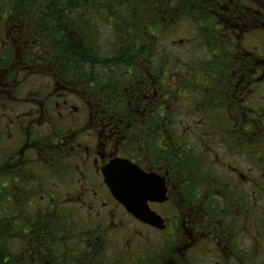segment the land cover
<instances>
[{"label":"flooded vegetation","instance_id":"obj_1","mask_svg":"<svg viewBox=\"0 0 264 264\" xmlns=\"http://www.w3.org/2000/svg\"><path fill=\"white\" fill-rule=\"evenodd\" d=\"M168 3L172 5L158 7L165 15L152 37L148 22H131L141 28L133 36L142 38L133 41V48L121 36L126 32L118 29L116 17L105 11H99L103 17L94 12L88 20L108 22L110 41L100 42L98 29L85 27L82 11L83 28L67 32L77 47L67 39L44 37L43 29L22 15L21 7L0 8V187L28 185L21 201L31 203L38 178L44 189L53 179L72 183L75 192L68 204L91 211L79 214L78 221L68 209L62 211L75 223V238L62 236V242L52 245L50 239L47 246L35 245L30 238L20 247L23 260L264 264V229L248 225L260 221L256 199L264 196V177L253 174L259 173L261 164L264 169V55L248 50L242 41L264 37V0ZM184 19L203 28L199 39L217 45L214 55L221 53V68L165 70L161 39L165 24L179 26ZM94 33L95 38L90 36ZM151 39L156 48H150ZM123 57L128 70L118 71L116 64H99L91 70L93 66L86 63ZM24 106L31 111L22 112ZM196 117V125L205 128L200 137L207 138V144L210 138L218 140L233 149L229 151L233 156L244 157L249 166L247 176L240 174L241 185L254 194L238 192L234 180L217 171V151L189 140L192 131L184 132L183 126ZM39 118L47 128L44 132L34 124ZM118 160L138 166L165 191L166 200L149 202L151 211L163 219V230L137 220L110 191L104 169ZM234 171L229 173L237 175ZM50 193L52 202L59 204ZM126 218L160 237L156 246H149L151 240L136 231L128 241L129 258L119 254L110 258L105 242L124 228ZM138 240L151 251L137 250Z\"/></svg>","mask_w":264,"mask_h":264},{"label":"trees","instance_id":"obj_2","mask_svg":"<svg viewBox=\"0 0 264 264\" xmlns=\"http://www.w3.org/2000/svg\"><path fill=\"white\" fill-rule=\"evenodd\" d=\"M173 1L174 0H0V8L2 9V7L9 6L21 7L23 12L22 15L30 22H36L39 28L43 29L44 37L53 40L67 39L70 40L71 44L73 43L77 47L79 44L71 38L73 35H68L67 33L71 31L78 33L83 28L81 19L78 21L77 14L82 11L86 13L85 27L88 28L89 31L94 32L95 28H97L100 32H108V27H110V25L107 24L108 22L102 24L97 22L96 24L93 20H88L94 17V12H98V14L103 17L104 15L99 11H105L108 16L116 17L118 29H122L126 32L121 36L124 37V40H128L126 41L127 46L133 48V41L142 42V38L133 36L135 35L134 32L141 31V28L138 26V29H136L131 22L136 24L139 22H148L150 37H152L156 32L155 29L157 30L158 28V23L161 22L163 15H165L164 12H159L158 7L172 5L168 2ZM144 8L146 11H144ZM164 10L167 9L165 8L163 11ZM147 16L148 20H146ZM92 24L94 25L93 29H91ZM167 25L169 26L168 22L165 24L164 35L161 39L165 38ZM127 32L131 34L133 37L132 39L129 38ZM64 33H66L65 36ZM90 36L95 38L96 35L94 33ZM100 37L101 35L97 38L99 39ZM118 37L120 36L118 35ZM111 38L112 37H110V39ZM149 43L150 48H153L154 45H151V43H154L152 39ZM154 47L156 48L157 46ZM165 52L166 49L164 48V54L161 53L165 56L164 66L167 72L183 68L188 70H203L200 65L188 62H180L175 68V65L169 64V61L172 63L173 56H169V54H165ZM126 53L128 54L129 50H127ZM158 56L157 53L155 61H152L154 69L158 68ZM215 57L217 59L214 60V66L217 67V69L221 68L223 63L222 58L218 55H215ZM88 62L93 66V68H90L91 70L94 68L97 69L99 64H116L113 67L116 66L118 71L128 70V62H126L124 57L123 60L117 58L112 61L104 59L101 61H89V59H87L86 63ZM1 143L2 139L0 137V144ZM2 155L3 153L0 150V165L3 160ZM32 187L33 188L30 189L34 202L31 203H24V201H21L27 196L24 192L27 191L28 185H12L6 190L0 187V264H40L39 261H31L30 259L28 261L23 260L20 247H22L24 243L26 244V241L29 242L30 238L34 244L38 246H47L50 239L52 240L51 245L53 241L57 243L62 242V236L66 237L67 240L75 238V223L72 222L70 217H65L66 213L64 214L59 208V210L56 208L59 215L53 211L55 202H52L51 193L49 194L47 190L43 188L45 187L43 181L38 178L35 181V185ZM36 199L39 200L37 203H35ZM14 243H17V245L12 246ZM77 260L79 259H75V261Z\"/></svg>","mask_w":264,"mask_h":264},{"label":"rangeland","instance_id":"obj_3","mask_svg":"<svg viewBox=\"0 0 264 264\" xmlns=\"http://www.w3.org/2000/svg\"><path fill=\"white\" fill-rule=\"evenodd\" d=\"M78 21L80 20V14H77ZM104 22V21H102ZM175 24H171L169 28H167V32L165 35V38L162 39V46L166 49L165 54H169V56H173L172 63L169 61V64L178 65L180 62L181 63H192V64H198L201 66L203 70L207 69H217V67L214 66L213 61L216 59L214 55V50L217 49V45L211 44L210 40L205 41L202 39H199L198 34L203 31V28H199L194 22H188V20L184 19V23L177 26ZM106 29V28H105ZM201 31H200V30ZM114 29H112L113 31ZM101 35V37L98 39L100 42H105V41H110L111 35L108 32H100L97 30V37ZM242 41L245 42L246 47L248 50H256L259 55H264V37L260 39L258 38H245L242 39ZM224 51H227L224 49ZM218 56L221 54L220 52L216 53ZM191 68V67H190ZM184 69V68H183ZM29 98V97H28ZM28 106H24V109H22V112L29 113L31 110H28ZM39 118L37 121L34 122V124L39 128L40 132H44L47 130L46 127H43L44 123L40 120ZM198 121V118L196 117L193 121L191 122H185L186 124L183 126L184 132L186 131H192L190 135L188 136L189 140L193 141L195 140L198 144V146L202 147V143H206V139H202L200 137L201 134H205V128L202 126L196 125ZM42 125V126H40ZM51 126V125H50ZM38 131V130H37ZM209 149H212L214 151V158L215 162L218 165L217 171L222 174L224 177H227V179H233V184L234 188L238 192H243L247 194H254V190H252L249 187H245L241 185L242 178L240 177L241 173H244L246 176L248 175V164L246 163V160L244 157L241 156H233L231 153H229L230 150H233L229 148L227 145L224 143H221L218 140L213 141L211 138L209 139V144H207ZM204 148V147H203ZM65 167V166H62ZM61 167V169H62ZM231 170H235L234 172L237 173V175L234 173V175H231L229 172ZM254 171V170H252ZM253 174H260L264 177V169L262 168V164L259 167V173L258 172H253ZM252 175V174H251ZM72 182V181H70ZM47 192H53L54 195L57 198V202L59 204H54L53 206V211H56V208L60 209L61 211H65L68 209L70 211L69 213L73 214V217L75 218L76 221H78V216L79 214L83 213L85 215H90V209L89 207L83 208L82 209L78 208V206H70L69 204L71 201H69V197L74 194L75 192V187L72 185V183L68 182H58L55 179L51 180V183L49 184L48 188L46 189ZM255 200V199H253ZM39 200L36 201V203ZM256 208L257 212L261 214V219L258 221L256 224L255 223H249L248 225H252L253 230H262L264 229V196L262 197L258 196L256 199ZM50 203V202H49ZM69 203V204H68ZM58 209V210H59ZM125 226L124 228L115 234H113L111 237H108V240L105 242V246H108V257L114 258L119 254V256H123L122 258L128 259L130 254L128 251V241L133 240V235L136 233V231H140L144 236H147L149 240H151L149 246H156L157 241L160 237V234L158 232H154L151 229L143 226L142 224H137L135 222H132L129 220V218H126L125 220ZM235 224L238 225H243L242 222H234ZM247 224V223H246ZM245 228L242 229V231ZM141 235V237H143ZM162 236V235H161ZM138 248L137 250L140 251H151V249H146L147 245L146 243L142 242L141 240H138ZM17 245V243H14L12 246ZM245 246L249 247L250 243L246 239ZM112 260V259H111Z\"/></svg>","mask_w":264,"mask_h":264},{"label":"water","instance_id":"obj_4","mask_svg":"<svg viewBox=\"0 0 264 264\" xmlns=\"http://www.w3.org/2000/svg\"><path fill=\"white\" fill-rule=\"evenodd\" d=\"M104 176L114 197L130 214L145 224L161 230L165 228L163 219L149 207L151 201L166 200L165 191L153 177L149 178L138 166L125 160H118L105 168Z\"/></svg>","mask_w":264,"mask_h":264}]
</instances>
